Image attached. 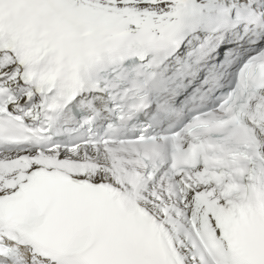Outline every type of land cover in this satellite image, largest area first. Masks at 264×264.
<instances>
[{"label":"snow or ice","instance_id":"obj_1","mask_svg":"<svg viewBox=\"0 0 264 264\" xmlns=\"http://www.w3.org/2000/svg\"><path fill=\"white\" fill-rule=\"evenodd\" d=\"M0 264H264V0H0Z\"/></svg>","mask_w":264,"mask_h":264}]
</instances>
